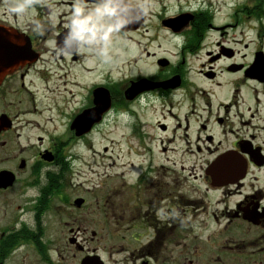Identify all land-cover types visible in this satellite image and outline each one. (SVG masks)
<instances>
[{"label":"flooded vegetation","instance_id":"flooded-vegetation-1","mask_svg":"<svg viewBox=\"0 0 264 264\" xmlns=\"http://www.w3.org/2000/svg\"><path fill=\"white\" fill-rule=\"evenodd\" d=\"M10 2L0 0V31L22 38L24 48H0V264H84L94 257L99 264H264V0H141L147 15L113 38L108 63L123 58L118 44L143 72L93 86L108 91L110 110L88 133L73 127L74 114L55 138L36 120L41 65L76 73L79 63L99 58L50 46L62 45L75 0H34V15L22 18L7 10ZM119 103L129 139L147 158L136 169L129 164L123 184L111 187L102 205L96 201L94 213L126 243L116 253L124 262L112 260V249L103 257L88 248L78 214L87 201L66 194L85 185L74 183L70 150ZM52 221L68 234L52 238ZM91 236L97 240L95 231Z\"/></svg>","mask_w":264,"mask_h":264},{"label":"rangeland","instance_id":"rangeland-1","mask_svg":"<svg viewBox=\"0 0 264 264\" xmlns=\"http://www.w3.org/2000/svg\"><path fill=\"white\" fill-rule=\"evenodd\" d=\"M117 47L115 53H121L123 58H116L112 63H104L100 59L95 62L86 61L84 64L79 63L76 73H69V70L64 65H62V69L58 65L51 63L41 65V67L46 69L47 73L42 72L40 76L36 77V80L39 81L38 85H36L34 100L38 111L36 120L41 128L47 131L45 136L55 138L63 134L69 119L74 114L76 118L79 114L81 115L82 111L92 109V105L88 104V96L96 88L93 86L122 84L127 79L138 74V72H143L144 65L142 63L137 66H130L129 62L124 59V55H126L125 48L120 47L118 44ZM110 52L112 53V51ZM81 66H84V68H81ZM89 68H92L94 75L86 71ZM66 74H69L70 80L81 84L83 89L71 88L73 94L67 93L62 84L66 79ZM51 76L54 78L52 86L50 85ZM75 93H77V97H74ZM120 104L116 111L106 118L105 123L91 137L86 139L84 144L78 143L70 150L69 156L74 157L76 161L75 163L73 162L74 167L72 169V173L75 174L74 183L84 182L85 185L78 190L70 188L66 194L71 200L78 196L87 201L86 205H84V210L78 212V214L82 215L83 213L85 216L83 225L88 228V233L83 238L88 241V248L99 249V253L103 257L108 256L110 249H112V260L124 262L126 255H117L116 253L117 250L125 247L126 243L123 239L112 235L109 224L99 217L97 211L94 213L96 201H100L102 205L108 200L111 187L123 184L121 177H126L129 164H133L134 169H136L147 158V153L145 158V151L140 147L142 144L137 142V140L129 139L127 117L125 116L126 108ZM83 106L86 107L82 111L77 112ZM40 134L38 128L36 135ZM72 158H69L70 161ZM183 161L181 159V162ZM194 162L195 160H193V164ZM186 166H189V164H186ZM69 212L71 213V210ZM98 220L101 222L96 223ZM72 225H74L72 224V219L69 218L68 229ZM51 227L52 238H55V236L59 237L61 233L68 234L64 225H60L58 221H52ZM92 231L97 233V240L95 241L91 240ZM187 258L189 257L187 256Z\"/></svg>","mask_w":264,"mask_h":264},{"label":"clouds","instance_id":"clouds-1","mask_svg":"<svg viewBox=\"0 0 264 264\" xmlns=\"http://www.w3.org/2000/svg\"><path fill=\"white\" fill-rule=\"evenodd\" d=\"M33 5L34 0H11L7 10L22 18L29 10L34 15ZM133 12L138 14L133 16ZM147 13L148 6L141 0H95L91 7L86 0H75L69 23L65 25L68 31L62 45H57L55 40L49 43L57 54L71 55L68 49L75 52L94 51L97 58L108 63L112 60L113 38L119 40L122 29L139 22ZM33 22L36 25L34 30L42 34L40 22Z\"/></svg>","mask_w":264,"mask_h":264},{"label":"water","instance_id":"water-1","mask_svg":"<svg viewBox=\"0 0 264 264\" xmlns=\"http://www.w3.org/2000/svg\"><path fill=\"white\" fill-rule=\"evenodd\" d=\"M4 35V36H3ZM22 38H19L18 36L12 34L8 31H0V48H8V46H11L10 48L15 49L16 51L23 50L24 43L21 41ZM7 41H14L10 45H7ZM19 41V45L15 42ZM5 56H13L16 55L15 53H4ZM131 93L129 90L126 92V97H129L128 95ZM110 99L108 91L105 89H97L94 91V108L85 111L80 116H78L75 121L73 122V127L79 131V133L84 132L88 133L91 128L99 124L103 118V115L110 110ZM83 200H78L76 202V205L78 207L82 206ZM92 262L88 263L87 261L84 264H99L98 257L92 258ZM102 263V262H101Z\"/></svg>","mask_w":264,"mask_h":264},{"label":"bare ground","instance_id":"bare-ground-1","mask_svg":"<svg viewBox=\"0 0 264 264\" xmlns=\"http://www.w3.org/2000/svg\"><path fill=\"white\" fill-rule=\"evenodd\" d=\"M87 72L89 73H92L94 75V71L92 70H86ZM91 75V74H90ZM70 77L69 76H66V79L62 82L63 86H64V89L67 93H72V90L71 88H75V89H79V90H82L83 89V86L81 84H79L78 82H73L72 80L69 79ZM51 86H52V82H54V78H51ZM53 94H54V91L52 90ZM74 97H77V93L74 94ZM76 104H77V101H76Z\"/></svg>","mask_w":264,"mask_h":264}]
</instances>
